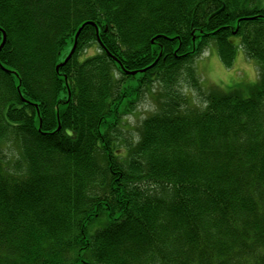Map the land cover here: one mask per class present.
Returning <instances> with one entry per match:
<instances>
[{"label": "trees", "instance_id": "obj_1", "mask_svg": "<svg viewBox=\"0 0 264 264\" xmlns=\"http://www.w3.org/2000/svg\"><path fill=\"white\" fill-rule=\"evenodd\" d=\"M3 34L0 146L20 157H0V264H264V0H0ZM232 38L257 84L180 110V75L209 42L230 67ZM155 83L170 101L130 146Z\"/></svg>", "mask_w": 264, "mask_h": 264}, {"label": "rangeland", "instance_id": "obj_2", "mask_svg": "<svg viewBox=\"0 0 264 264\" xmlns=\"http://www.w3.org/2000/svg\"><path fill=\"white\" fill-rule=\"evenodd\" d=\"M232 43L235 47V56L230 67H225L222 64L216 45L209 42L191 65L194 77L198 82L192 85L185 73L180 75L178 83L174 86L178 94L176 95L181 98L178 103L180 110L185 109L187 105L192 109L202 110L205 107L203 96L208 95L209 91L216 89L227 91L233 87L238 92H241L244 97L249 95L251 87L258 82L259 66L255 59L249 58L244 49L238 46L239 39L232 38ZM86 48L87 51L82 55V58L91 57L99 53L94 44H90ZM71 49V45L64 49L61 57L66 56L63 60H60L61 62L59 61L60 64L67 58ZM118 77V73H115V78L118 79ZM158 85L155 83L149 90L145 91L137 102L135 109L123 119V127L125 128V133L123 134L125 137H123L127 142L130 141V146H134L138 142L143 120L149 114L155 113L161 108L162 104L170 101L162 87L160 86V88ZM0 157L10 165H14L18 161L20 148L15 139L9 137L3 140L0 146Z\"/></svg>", "mask_w": 264, "mask_h": 264}, {"label": "water", "instance_id": "obj_3", "mask_svg": "<svg viewBox=\"0 0 264 264\" xmlns=\"http://www.w3.org/2000/svg\"><path fill=\"white\" fill-rule=\"evenodd\" d=\"M83 26H84V25H83ZM83 26H81V27L78 29V31L76 32L75 37H74V43H73V46H72V49H71L69 55L67 56V58L64 60V62H63L62 64H59V65L56 67V71L58 70V67H60L61 65H63V64H64V63L70 58L72 52L74 51V49H75V47H76V40H77V37H78L80 31L82 30ZM96 33H97V32H96ZM96 35H97V34H96ZM4 39H5V37H4V34H3V43L0 44V48H1L2 45L4 44ZM98 41H99V39H98ZM132 74H135V73H132Z\"/></svg>", "mask_w": 264, "mask_h": 264}, {"label": "snow or ice", "instance_id": "obj_4", "mask_svg": "<svg viewBox=\"0 0 264 264\" xmlns=\"http://www.w3.org/2000/svg\"><path fill=\"white\" fill-rule=\"evenodd\" d=\"M0 43H3V37L0 36Z\"/></svg>", "mask_w": 264, "mask_h": 264}]
</instances>
